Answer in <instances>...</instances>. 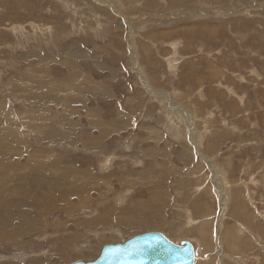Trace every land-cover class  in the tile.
Masks as SVG:
<instances>
[{
    "label": "rangeland",
    "instance_id": "obj_1",
    "mask_svg": "<svg viewBox=\"0 0 264 264\" xmlns=\"http://www.w3.org/2000/svg\"><path fill=\"white\" fill-rule=\"evenodd\" d=\"M0 100L18 135L0 154L42 158L0 203L38 199L24 209L55 225L0 242V264L90 262L150 231L192 240L196 264H264V0H0ZM54 162L79 181L47 184Z\"/></svg>",
    "mask_w": 264,
    "mask_h": 264
},
{
    "label": "bare ground",
    "instance_id": "obj_2",
    "mask_svg": "<svg viewBox=\"0 0 264 264\" xmlns=\"http://www.w3.org/2000/svg\"><path fill=\"white\" fill-rule=\"evenodd\" d=\"M38 53V52H37ZM40 55V54H38ZM41 56V55H40ZM37 57V56H36ZM44 58V57H43ZM46 58V57H45ZM39 60V59H38ZM46 60V59H45ZM44 60V61H45ZM38 62V61H37ZM44 63L43 60H41L39 62V64ZM46 63V61H45ZM67 67H68V71L70 73L74 72V71H80L78 69V66H75L72 58H67L65 59L64 62ZM44 65V64H43ZM46 65V64H45ZM41 66L40 68H37L38 70H34V71H38V72H44L45 74L47 72H49V70L46 69V67ZM39 66V65H38ZM36 66V67H38ZM47 66V65H46ZM32 67V66H31ZM80 68V67H79ZM32 69V68H31ZM37 73V72H36ZM39 74V73H38ZM47 75V74H46ZM33 78V77H32ZM37 78V76L35 77ZM23 79V78H22ZM37 80L41 81H45V83L48 81L47 77H39ZM24 83V82H23ZM33 83V82H32ZM10 84H15V80L11 81ZM21 84V83H20ZM26 84V83H25ZM8 85V84H7ZM53 85V84H52ZM58 85V84H56ZM26 86V85H25ZM24 86V87H25ZM33 86V85H32ZM69 86L70 83H69ZM18 89H22L19 85L17 86ZM28 87V86H27ZM26 87V88H27ZM30 87V86H29ZM15 89V88H14ZM30 89V88H29ZM33 89V88H32ZM16 90V89H15ZM12 91V90H10ZM20 91V90H19ZM32 91V90H31ZM18 92V91H17ZM29 92V91H28ZM33 92V91H32ZM34 93V92H33ZM30 93L28 96V98H20L17 97V100H19L21 102V104H23V107L26 106V108H32V112H36L37 109L39 108V103L38 105H36L37 103L34 102L35 99H39L35 94ZM22 94V93H20ZM14 95V94H13ZM21 96V95H20ZM23 96V95H22ZM40 100V99H39ZM37 102V101H36ZM7 104H5V101H1L0 100V141L2 140H7V139H16L18 137L17 135V131H15V127H13L14 125L12 124V118L11 116H15V115H11L9 114V111H7L6 106ZM83 107V106H82ZM25 108H22V110ZM91 110V109H90ZM94 110V108H93ZM17 111V110H16ZM16 111H14L16 113ZM31 111V110H30ZM88 111V110H87ZM13 113V112H12ZM23 113H27L23 112ZM30 114V113H29ZM18 116V115H17ZM61 116V115H60ZM57 117V116H56ZM56 117H50L52 118V120H50L47 123V127L49 130H47L46 135H47V139L48 140H54L57 138V134L56 132H59V130H57L56 126H60L61 129V125H63V123L61 122V118H56ZM55 118V119H54ZM64 119V118H63ZM69 120V118H68ZM71 121V119H70ZM61 122V123H58ZM65 122V121H64ZM70 125V124H67ZM65 127V126H63ZM76 127V126H75ZM70 128V127H69ZM61 131V130H60ZM69 131V130H68ZM45 133V132H44ZM63 133V132H62ZM61 134V133H60ZM62 135V134H61ZM65 135V134H64ZM63 135V136H64ZM74 136V135H72ZM59 137V135H58ZM62 137V136H61ZM66 138V137H65ZM70 138V137H69ZM72 138V137H71ZM18 139V138H17ZM60 139V138H59ZM62 139V138H61ZM60 139V140H61ZM73 139V138H72ZM77 139V138H76ZM99 139V138H97ZM91 140V139H90ZM15 142V141H14ZM75 142V140H74ZM79 142V141H78ZM88 142V141H87ZM86 142V143H87ZM96 142L95 139H93L92 143ZM102 142V138L100 140V143ZM99 143V145H100ZM103 143V142H102ZM23 144V143H22ZM21 144V145H22ZM78 144V143H77ZM83 144V143H82ZM90 144V143H89ZM93 145H96L93 144ZM88 147V145H87ZM97 145L94 147L96 148ZM13 148V147H12ZM90 147H88L89 149ZM92 148V147H91ZM11 149V148H9ZM9 149H5V150H9ZM21 150V147L19 148ZM85 149V147H84ZM101 149L100 147L97 148V150ZM0 150H2V148H0ZM96 150V151H97ZM28 151V150H27ZM86 151V150H85ZM88 151V150H87ZM9 152V151H8ZM2 153L0 154V195H7L9 192V184L7 181L12 182V187H16L17 183L19 181L22 180L23 176L22 173L24 171L27 172H32V171H38L39 170V161L42 159L41 156L40 158H37V155H35V151H33V155H29V157L25 158H21L19 157L18 153L13 152L10 150L9 153ZM92 152V151H91ZM21 155V154H20ZM18 156V157H17ZM36 156V157H34ZM15 157L17 158V161H15ZM34 157V158H33ZM33 158V159H32ZM24 160V162H23ZM108 160V159H107ZM114 160V159H113ZM59 161V160H58ZM57 161V162H58ZM63 161V160H62ZM61 162V161H59ZM113 161H111L112 163ZM52 167L54 168V171L52 173V175H46L43 177L46 179V183L47 184H61V181L64 180L65 178L66 181L71 184V185H75V180L73 178H70L71 176L76 178L79 181V177L80 173L79 171H72L71 169H69L68 167H64L62 164L60 163H56L54 162L52 164ZM90 168V167H89ZM44 169H46V167H44ZM85 176L89 175V174H83ZM82 175V178L84 177ZM92 175V174H91ZM88 177V176H87ZM90 177V176H89ZM94 178V177H93ZM85 179V178H84ZM96 179V178H95ZM92 181H95L92 179ZM82 182V181H81ZM84 187H89L87 186V184H82ZM227 186V185H226ZM91 188V187H90ZM228 188V187H227ZM70 190V189H69ZM71 191V190H70ZM80 191H85L83 189H81ZM86 193V192H85ZM34 200V199H33ZM33 200H28V199H22V198H16V197H8L6 199V201H2L0 203V242L3 243H8L12 250L14 251H20L22 250L23 244L21 242V237L22 236H26L28 234L34 233V232H41L43 226L45 225L48 228L54 229L55 225L53 223H49L46 220V216L44 214V211L41 209L40 212H38V215H33L31 216V213L29 211H26L24 209L26 204H33V205H38L40 204L38 202V199L36 201ZM33 201V202H32ZM44 203V202H43ZM47 204V202H45ZM39 210V209H38ZM123 211V209H119V210H113L112 213L110 212H106L105 215L101 218H97L95 220H93L92 222H90V224L92 225H100L103 221V223H110L112 222V218L113 216L120 214ZM30 213V214H29ZM33 214V213H32ZM36 214V213H35ZM44 215V217H43ZM111 218V219H110ZM120 223V224H125L127 227H133L134 224L129 223L127 221H123L122 219H118L116 222ZM18 224V225H16ZM236 224V223H235ZM239 224V223H238ZM242 226V225H241ZM238 228V227H237ZM262 228V227H261ZM210 229V228H209ZM209 229L206 230V232H209ZM221 229V228H220ZM235 229V228H234ZM238 230V229H237ZM257 230V229H256ZM235 231V230H234ZM205 232V233H206ZM236 233V232H235ZM262 233V232H261ZM207 234V233H206ZM236 235V234H235ZM249 238V237H248ZM251 238V237H250ZM237 239V238H236ZM72 240H76V238H73ZM247 240V239H246ZM233 241V240H232ZM227 242V241H226ZM240 242V241H239ZM65 244V243H63ZM259 246V245H258ZM195 247V246H194ZM31 248V247H30ZM230 248V247H229ZM235 248V247H234ZM263 248V247H262ZM230 250V249H229ZM63 253V252H62ZM101 253V252H100ZM195 254H196V261L195 264L197 262V259L199 257H201V250L197 247H195ZM100 255V254H99ZM233 255V254H232ZM80 257H78L75 254L66 252V254H64V256L62 255H57L54 259L55 261H57L58 263H65V262H69L73 259H79ZM36 262L38 261V259L35 260ZM53 259L49 258L45 261V260H40L38 261L37 264H45V263H53L52 262ZM4 262V261H3ZM75 262H79V261H75ZM75 262H72L70 264H73ZM84 262V261H83ZM30 263V262H29ZM217 263V262H216ZM3 264H16V263H3ZM18 264V263H17ZM230 264V263H228Z\"/></svg>",
    "mask_w": 264,
    "mask_h": 264
},
{
    "label": "water",
    "instance_id": "obj_3",
    "mask_svg": "<svg viewBox=\"0 0 264 264\" xmlns=\"http://www.w3.org/2000/svg\"><path fill=\"white\" fill-rule=\"evenodd\" d=\"M192 240L172 241L161 231L137 234L124 243L108 244L90 262L73 264H195Z\"/></svg>",
    "mask_w": 264,
    "mask_h": 264
}]
</instances>
